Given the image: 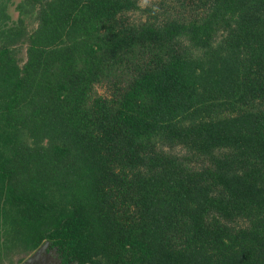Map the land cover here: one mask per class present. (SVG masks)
<instances>
[{"label": "trees", "instance_id": "1", "mask_svg": "<svg viewBox=\"0 0 264 264\" xmlns=\"http://www.w3.org/2000/svg\"><path fill=\"white\" fill-rule=\"evenodd\" d=\"M46 242L264 264V0H0V264Z\"/></svg>", "mask_w": 264, "mask_h": 264}, {"label": "flooded vegetation", "instance_id": "2", "mask_svg": "<svg viewBox=\"0 0 264 264\" xmlns=\"http://www.w3.org/2000/svg\"><path fill=\"white\" fill-rule=\"evenodd\" d=\"M54 250L55 248L49 247L47 249V253L41 255L37 260H35L34 264H63L58 255V252L56 254H53ZM30 256H32V254ZM29 257H27L21 264H24Z\"/></svg>", "mask_w": 264, "mask_h": 264}, {"label": "water", "instance_id": "3", "mask_svg": "<svg viewBox=\"0 0 264 264\" xmlns=\"http://www.w3.org/2000/svg\"><path fill=\"white\" fill-rule=\"evenodd\" d=\"M50 247V242H46L43 246H41L36 253L27 259V261L24 264H34L35 260H37L41 255H44L47 253V249ZM57 253V249L53 251V254Z\"/></svg>", "mask_w": 264, "mask_h": 264}, {"label": "rangeland", "instance_id": "4", "mask_svg": "<svg viewBox=\"0 0 264 264\" xmlns=\"http://www.w3.org/2000/svg\"><path fill=\"white\" fill-rule=\"evenodd\" d=\"M15 1V3H17L19 0H14ZM147 3V2H146ZM145 3V4H146ZM10 14L13 16V18H15V19H17V16H18V14L16 13V11H15V7L14 6H11L10 7ZM36 252H34V254H35ZM34 254H32V256L34 255ZM32 256H30V257H32ZM29 257V258H30ZM4 264H7V262H6V260L4 261Z\"/></svg>", "mask_w": 264, "mask_h": 264}]
</instances>
